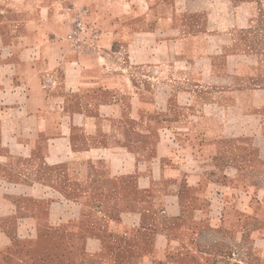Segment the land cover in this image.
Here are the masks:
<instances>
[{
    "label": "crops",
    "instance_id": "crops-1",
    "mask_svg": "<svg viewBox=\"0 0 264 264\" xmlns=\"http://www.w3.org/2000/svg\"><path fill=\"white\" fill-rule=\"evenodd\" d=\"M233 3L0 0V264H264V189L257 210L233 202L231 155L208 169L194 142L190 161L157 104L180 127L235 79L248 90L263 66ZM77 23L93 39L74 48Z\"/></svg>",
    "mask_w": 264,
    "mask_h": 264
},
{
    "label": "rangeland",
    "instance_id": "rangeland-1",
    "mask_svg": "<svg viewBox=\"0 0 264 264\" xmlns=\"http://www.w3.org/2000/svg\"><path fill=\"white\" fill-rule=\"evenodd\" d=\"M234 3L231 12L234 18L233 21L228 22L227 27L231 25L232 29L237 31L238 38H241L243 34L249 39L250 50L257 55L253 64L263 66L259 71L250 72V81L243 84V86H248L245 88L248 90L239 91L241 87L235 79L233 92H218L195 103V106H202L201 109L210 107L217 111V113H212L214 114L212 118L204 117L206 113H198L196 118L186 113L185 123L180 127L177 121H174L177 118L178 103L161 99L157 104L160 108L159 113H167L171 120V123H166L171 133L163 131L171 142L177 143L178 129L186 131L180 138L185 141L186 158L190 161L195 155L191 148L194 142L200 145L198 153L202 155V163L209 166L208 169H211L213 165L212 169L218 171L217 166L221 167L220 158L225 153L228 156L231 155L230 157L234 159V167L243 173L235 177L232 188L248 195L247 199L235 198L232 201H242L246 204L245 206L257 210L258 192L262 194L260 190L264 189V0H234ZM80 29V25H76L73 35L67 40L68 44L74 48L85 43L88 37L93 39L91 34L87 36V33ZM132 73L135 79L140 81L147 77L148 72L147 69L137 67ZM254 89L258 92L255 93ZM86 104L87 110L95 111L93 109L94 100ZM129 106H131L130 110ZM119 107L117 103L114 106L118 113L139 112V109H145L141 103L128 101L120 103ZM185 108L188 107L185 106ZM193 124H201L207 132L189 131V127ZM220 151L223 152L221 155ZM219 184L207 183L206 188H216L215 185Z\"/></svg>",
    "mask_w": 264,
    "mask_h": 264
}]
</instances>
